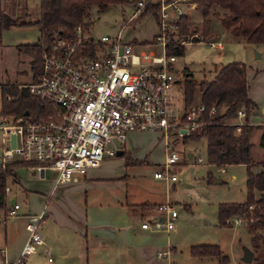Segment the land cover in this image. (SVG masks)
Instances as JSON below:
<instances>
[{"label":"rangeland","instance_id":"374dc122","mask_svg":"<svg viewBox=\"0 0 264 264\" xmlns=\"http://www.w3.org/2000/svg\"><path fill=\"white\" fill-rule=\"evenodd\" d=\"M130 1V3L119 4V6H111L103 12H100L96 6H92L86 17L88 24L82 34V39L91 38L97 42L104 36L113 40L120 37L124 44L134 46L135 53H154L156 57H162V48L157 41L161 33L158 18L153 13L142 17L140 14L134 18L137 11L136 3L135 0ZM38 5L39 0H0V14L2 15V26L0 23V85H17V89H19V87H26L32 82L30 58L25 53L18 51V47L35 45L39 42L40 31L33 25L38 19ZM182 10L194 26L200 28L199 33L195 36L199 38L202 33L201 28L205 24L202 23L204 22L203 15L196 10L190 13L185 8ZM12 22L17 23V26L11 25ZM219 26L221 27L220 24ZM220 27L216 29L221 30ZM211 33L212 30L207 40L199 42L186 40L187 43L183 46V54L178 56L174 63L180 81L173 88L178 92L173 100L178 110L177 115H182L185 109L183 107L182 84L184 76L182 70L187 69L199 84L213 79L214 65L220 66L221 64L239 62L246 66L249 94L259 108L251 116L250 121L253 124L264 122V114L261 112L264 109V45H250L243 39L232 38L231 36L224 37V40L213 38ZM219 40L224 48L214 50L211 43L219 42ZM259 55L261 58L258 59ZM200 94L198 87H196L193 106L199 103ZM1 99L0 91V107ZM259 133L260 131L255 129L250 139V153L253 161L251 169L253 172L259 170L257 162L262 156ZM1 141L2 130L0 129V157L3 147ZM170 142L169 150H166L164 141L157 133L132 132L128 134L126 143L122 145L123 151L133 160L142 162L139 164L129 163L128 166H125L124 157L107 158V162L97 171L96 175L114 178L118 183L110 185V183L106 184L102 180H98L90 183L87 190L81 188L82 192L75 196V198L82 200L87 197L88 202L90 201L95 221L91 226L119 225V221L114 220L113 217L115 213H117V217L120 216L117 209H120V204L125 203L126 196H128V201L132 194H150V198L156 202L164 200L165 187L153 175L157 164L162 162L164 153L174 152L178 155V162L173 166L177 173V181L174 183V188L170 186L171 188L167 190V201L172 204L176 212V222L180 228L176 236V249L169 256L170 263L217 264V260L213 257L202 260L193 258L188 250L190 246L214 244L221 249L227 258V264H264V242L260 240L255 246L251 238L252 234L248 232L244 223L238 226H221L217 218L219 204L245 202L246 167L242 164L217 167L207 163L206 139L203 137L198 140L183 141L177 139L173 142L170 140ZM120 146L116 141H112L106 147ZM186 154L191 155V157L188 158ZM198 159H201L200 163L197 162ZM13 173L17 177L19 175L18 184L29 182L28 185L30 184L32 188L33 182L38 178L35 172L31 173L22 166L15 168ZM44 175L45 178L42 183H49L53 178L54 180L50 193L43 200L40 197L38 199L37 196L26 197L25 191H22L19 186L20 184L11 183V180L8 179L6 206L17 203L21 207L19 214L29 210L34 212L40 206L46 209L47 204L50 208L56 206L61 211V205L54 199L59 193L61 185H54V172L45 171ZM209 175L211 180H207ZM124 176L126 177L125 180ZM54 187L56 188L54 189ZM74 189L75 187L66 190L65 194L63 193L66 199L74 198ZM27 190L31 189L27 188ZM257 195L258 193L255 194V197ZM16 216L5 221L4 225L0 224V247L10 248L11 242H16L18 235L24 231V219ZM44 216L46 219V212ZM48 222L49 218L46 222L47 225L44 222L41 231L50 226ZM259 232L261 234L263 231ZM246 251L251 253L250 261L244 259ZM38 255L36 264H45L41 254Z\"/></svg>","mask_w":264,"mask_h":264},{"label":"built area","instance_id":"2783aa9c","mask_svg":"<svg viewBox=\"0 0 264 264\" xmlns=\"http://www.w3.org/2000/svg\"><path fill=\"white\" fill-rule=\"evenodd\" d=\"M194 1L136 2L134 18L153 3L158 6L161 33L157 41L162 57L154 53H135L134 46L124 44L120 37L113 40L104 36L97 42L91 38L84 40L82 27H76L71 39L56 36L50 45L42 47L40 73L24 88L38 100L43 113L25 111L26 115H1L0 167L20 161L40 177L45 176V171L54 172V185H59L75 181L103 159L115 156L117 150H123L130 132L157 133L166 150H169L170 140H183L206 132L212 122L202 120L204 107L201 104H191L182 115H177L173 103L178 93L173 88L180 82L174 65L177 57L167 54L169 45L187 43L185 40L172 42L170 38L180 31V21L185 16L182 9L188 13L197 9ZM187 41L194 42L192 38ZM211 47L215 49L220 45L215 42ZM215 114L216 109L212 107L209 116ZM243 119L244 111L239 110L234 121L236 132L245 123ZM11 136L14 137L13 148ZM112 141L121 146L107 148ZM177 162L178 155L174 152L164 153L153 177L165 185L176 181L173 166ZM19 209L17 203L4 206L0 210V224L14 218ZM156 210L160 216L143 222L141 228L173 231L177 220L173 206L165 201ZM44 222V212L29 214L24 225L25 242L17 258L8 259L6 249H0V264H25L43 243L40 232ZM224 223L238 226L243 219L228 217ZM165 254L159 252L157 257Z\"/></svg>","mask_w":264,"mask_h":264},{"label":"trees","instance_id":"16d2710c","mask_svg":"<svg viewBox=\"0 0 264 264\" xmlns=\"http://www.w3.org/2000/svg\"><path fill=\"white\" fill-rule=\"evenodd\" d=\"M130 0H39L38 20L33 23L40 31L39 42L35 45H23L18 51L25 53L30 58L31 80L35 81L41 69L42 47L50 45L56 36L71 39L76 27L86 30V17L92 6H96L100 12L111 6L130 3ZM135 3L137 0L134 1ZM196 11H200L204 17L202 33L198 39L207 40L213 29L214 23L209 18L218 22L224 30L230 31L232 36L243 39L244 42L255 45H264V0H195ZM153 13L157 18L159 9L156 4L150 5L142 13ZM2 15L0 14V23ZM138 19V18H137ZM11 25L17 26L12 22ZM178 35L171 36L172 42H182L188 38H194L199 33V27L194 26L188 16H183L180 21ZM184 46V45H183ZM182 45H169L168 55L180 56L183 54ZM214 77L210 81L197 83L187 69L182 70L184 76L182 92L183 107L191 106L194 100L195 88L200 91L198 104L204 107L202 120L212 123L203 134H195L184 140L206 139L207 163L217 167L244 165L246 171V199L241 203L219 204L217 208L218 223L226 226L224 220L228 217L243 219L247 230L252 234V241L256 246L258 241L264 242V122L250 124L249 118L258 111V105L248 97L249 83L246 78V66L243 63H227L220 66L214 65ZM1 91V115H21L24 111L42 114L41 104L23 87L17 89V85H0ZM215 107L216 114L209 116L210 109ZM42 108V110H41ZM239 110L244 111L245 123L239 132H236L235 119ZM255 129L259 133V145L262 156L257 162L259 170L253 172L251 166V135ZM121 157L125 158V166L129 163H137L131 160L123 150ZM18 166L27 167L23 162H11L0 167V210L6 206L7 192L4 188L8 179L11 183L18 184V178L13 170ZM210 175L207 180H211ZM19 185V184H18ZM255 197V194H257ZM251 207V209H249ZM143 210V206L138 207ZM252 219V221H250ZM259 231H263L261 234ZM193 258H215L217 264H227V258L217 245H195L188 249Z\"/></svg>","mask_w":264,"mask_h":264},{"label":"crops","instance_id":"0c3cea01","mask_svg":"<svg viewBox=\"0 0 264 264\" xmlns=\"http://www.w3.org/2000/svg\"><path fill=\"white\" fill-rule=\"evenodd\" d=\"M208 20L214 23L211 33L213 38H219L222 40L227 36L235 38L230 31L224 30L220 27L219 23L214 19L209 18ZM218 27H220L221 30L216 29ZM216 44L220 45V47H216L215 49L222 50L224 48L220 40L219 42H216ZM254 74L256 75L257 73ZM248 97L252 100L249 91ZM261 112L264 114V109H262ZM250 119L251 117L249 118V121ZM258 121L261 122L260 120ZM250 124H253L252 121H250ZM255 124H258V122ZM186 155L189 158L191 157L189 154ZM107 158L103 159L97 167L90 168L84 174L78 176L75 181L59 184L61 185L59 189L60 191L54 199L62 206H60L61 211H59L56 206H51L50 208L47 204L46 209L43 206V208L40 206L37 207L34 212L29 210L25 213L22 212L19 214L20 207L16 217L23 218L24 223L29 214H35L38 212H44L45 214L46 212L45 223L49 218L48 223L50 225L46 230L43 228L44 230L41 231L40 237L43 243L37 247L34 254L29 256L25 264H36L37 258L39 257L38 254H41L45 264H171L169 256H171L177 246L176 236L178 235L177 233L180 228L178 222H175L173 231L169 233L150 229L145 230L141 228V224L147 220H152L160 216L156 208L158 205L168 200L167 190L174 186L177 179L168 185H165L162 180L160 181L162 182L163 187H165L164 200L162 201L159 200L156 202L152 200L150 194H132L130 195L129 201L127 198L128 196H126L125 203L120 204V209H117L120 216L117 217V213H115L113 217L114 220L117 219L119 221V225L91 226L95 221L94 214H92V205L89 203L90 201L88 202L87 197L82 200L80 198H75V196L77 193L79 194V192H82L81 188L87 190L90 183L98 180H102L106 184L110 183V185L118 183L114 178L96 175L97 171L107 162ZM131 160L133 159L131 158ZM134 161L137 162L134 164L142 162L138 160ZM25 168L27 171L34 173L27 167ZM37 177V180L33 182V188L30 184L28 185L29 182H26V184L19 183V186L22 188V191H25L26 197L37 196L38 199L40 197L43 200L45 196L50 193L54 178L49 183L46 182L45 184L43 182V184L42 181L45 176L40 177L37 175ZM17 178L19 179V175ZM125 178L126 177L124 176V180ZM73 187L76 189H74V198L72 199L70 197L68 200L64 196V192ZM27 188H30L31 190H27ZM55 188L56 187H54V189ZM139 206H143L144 209L140 210L138 208ZM127 207H129V209H127ZM45 225H47V223ZM25 236V230L21 231L17 237V241H12L10 248L5 247L8 259L14 260L17 258L20 248L25 242ZM0 249L4 248L0 247ZM163 251L166 252V254L162 257H157V253ZM49 259H51V261H49Z\"/></svg>","mask_w":264,"mask_h":264},{"label":"water","instance_id":"95a60500","mask_svg":"<svg viewBox=\"0 0 264 264\" xmlns=\"http://www.w3.org/2000/svg\"><path fill=\"white\" fill-rule=\"evenodd\" d=\"M192 40H193L194 42H199L200 39H198V37H194ZM259 58H261L260 55L258 56V59H259ZM24 114L26 115L27 112L24 111ZM10 144H11V147H12V148L15 146V144H14V137H13V136L10 137ZM121 154H122V150H117V151L115 152V156H120ZM244 259H245L246 261H250V260H251V253L248 252V251H246V252H245V255H244Z\"/></svg>","mask_w":264,"mask_h":264}]
</instances>
